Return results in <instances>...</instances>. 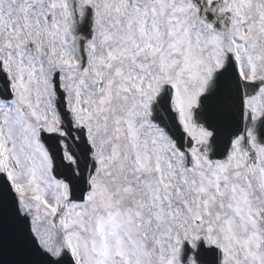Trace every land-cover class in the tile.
Segmentation results:
<instances>
[{
    "label": "snow or ice",
    "instance_id": "6c2138e0",
    "mask_svg": "<svg viewBox=\"0 0 264 264\" xmlns=\"http://www.w3.org/2000/svg\"><path fill=\"white\" fill-rule=\"evenodd\" d=\"M0 264H264V0H0Z\"/></svg>",
    "mask_w": 264,
    "mask_h": 264
}]
</instances>
